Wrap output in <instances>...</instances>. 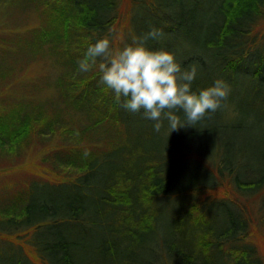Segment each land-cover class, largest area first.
I'll return each mask as SVG.
<instances>
[{
	"label": "trees",
	"instance_id": "16d2710c",
	"mask_svg": "<svg viewBox=\"0 0 264 264\" xmlns=\"http://www.w3.org/2000/svg\"><path fill=\"white\" fill-rule=\"evenodd\" d=\"M30 1L46 22L32 45L65 64L56 102L78 120L41 104L0 108V156L61 139L54 176L0 206V264H264L245 204L258 198L264 231V0ZM152 28L163 36L147 48L182 70L198 64L192 91L223 79L250 99L235 108L229 94L197 128L170 133L164 121L157 133L100 82V58L79 70L89 45L123 49Z\"/></svg>",
	"mask_w": 264,
	"mask_h": 264
},
{
	"label": "rangeland",
	"instance_id": "374dc122",
	"mask_svg": "<svg viewBox=\"0 0 264 264\" xmlns=\"http://www.w3.org/2000/svg\"><path fill=\"white\" fill-rule=\"evenodd\" d=\"M126 1L121 4L123 8L127 5ZM38 5L41 6L30 0H0V73L4 74V77L0 76V108L17 102L29 106L41 104L48 112H60L63 119L74 122L78 117L70 115L71 111L66 112L56 102L58 93L54 80L66 69L65 64L56 60L57 56L48 51L47 45L38 51L32 45L35 41V30L32 29H42L46 24L38 16ZM260 29L264 30V22ZM251 95L252 92L247 89L243 92L234 90L230 91V100L238 108L240 99L248 101ZM96 138L95 134L93 139ZM57 142L58 135L48 141L36 140L32 148L23 152L7 156L1 154L0 206L15 190L23 189L31 180L54 176L50 155L60 148L61 139L60 144ZM245 204L252 218L250 240L257 246L264 261V231L258 224V198L251 197Z\"/></svg>",
	"mask_w": 264,
	"mask_h": 264
},
{
	"label": "clouds",
	"instance_id": "9594fccd",
	"mask_svg": "<svg viewBox=\"0 0 264 264\" xmlns=\"http://www.w3.org/2000/svg\"><path fill=\"white\" fill-rule=\"evenodd\" d=\"M162 36V30L152 28L142 37H134L132 44L115 50L108 38H102L88 46L78 66L81 72H88L100 58V82L114 92L116 102L121 103L123 97L125 110L131 113L143 110L144 118L155 122L153 130L157 133L167 121L171 133L196 127L211 118L222 108L231 89L223 79H217L213 86L198 93L192 91L197 63L182 70L173 53L145 46L149 39L158 40Z\"/></svg>",
	"mask_w": 264,
	"mask_h": 264
}]
</instances>
